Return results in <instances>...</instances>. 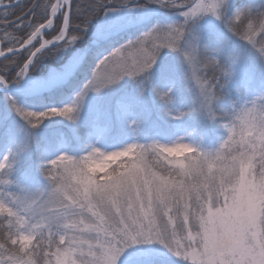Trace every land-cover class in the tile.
Instances as JSON below:
<instances>
[{"label":"clouds","instance_id":"1","mask_svg":"<svg viewBox=\"0 0 264 264\" xmlns=\"http://www.w3.org/2000/svg\"><path fill=\"white\" fill-rule=\"evenodd\" d=\"M23 3L0 0V17ZM153 3L170 13L166 21L100 57L135 45L145 33L157 34L159 43L149 48L143 69L89 91L127 78L141 96L151 89L173 121L192 117L198 123L169 139H141V121L130 119V142L109 148L96 140L79 153H49L39 159L38 178L21 173L29 143L7 147L0 153V264H124L130 250L152 245L182 264H264V76L239 77L248 53L264 68V0ZM37 5L47 19L21 21L29 30L24 35L18 34L20 25L0 19V57L21 40L55 33L40 43L34 64L74 45L80 29L109 11L108 5L136 7L134 0H32ZM202 21L223 29L216 46L202 43ZM166 53L174 54V66L158 71ZM178 83L187 107L178 99ZM83 99L77 93L63 105H76L71 119L41 116L61 107L23 108L33 112L28 118L16 112L36 130L56 117L75 122ZM209 136L214 146H206Z\"/></svg>","mask_w":264,"mask_h":264},{"label":"rangeland","instance_id":"2","mask_svg":"<svg viewBox=\"0 0 264 264\" xmlns=\"http://www.w3.org/2000/svg\"><path fill=\"white\" fill-rule=\"evenodd\" d=\"M134 3L136 7L129 6L127 9L110 5L109 11L104 12L97 24H90L89 29L81 30V38L74 45L56 51V54L52 56V62L58 64L62 60L60 54L70 55V50H72L69 59L63 65L48 68L42 76L34 77L29 74L27 82L26 77L19 84H10L8 87L0 86V93L4 94L0 99V153L11 145L23 148V144L18 143L20 141L28 142L29 149L22 152L21 173L38 178L40 158L61 150L79 153L90 141L99 140L103 146L109 148L128 143L133 139V132L126 123L130 119L141 121V139L153 137L169 139L177 131L198 123L192 117H186L181 122L173 121L165 115L164 106L151 89L141 96L134 82L127 78L120 84L106 88L99 93L87 92L81 103L79 118L75 122L56 117L46 120L39 129L29 130L15 111L13 101L18 106L33 110L62 107L70 103L91 77L96 60L126 40L135 39L153 24L166 21L170 16L167 10L160 9L153 3V0H134ZM200 27L203 32L202 43L216 46L219 42V33L223 29L215 23L204 21L201 22ZM44 37L46 40L52 39L47 35ZM88 38L90 39L87 44H80L81 40ZM40 43L39 40L35 45L39 47ZM94 43L96 44L92 45ZM237 45L232 41L233 47ZM91 52H93V63L81 84L68 95L59 97L57 93H60L75 76ZM247 56V62L239 69V77L247 79L253 76L259 79L264 76V68L256 62L254 56L250 53ZM173 58L174 54L166 53L165 60L158 66V71L167 72L165 65L174 66ZM9 87L19 90L14 93ZM178 89V99L183 101L184 106L187 107V93L179 86V83ZM45 97L49 100L43 99ZM214 144L215 137L209 136L206 146L211 147ZM153 263L182 264L178 258L171 256L157 245L135 248L130 250L124 258V264Z\"/></svg>","mask_w":264,"mask_h":264},{"label":"snow or ice","instance_id":"3","mask_svg":"<svg viewBox=\"0 0 264 264\" xmlns=\"http://www.w3.org/2000/svg\"><path fill=\"white\" fill-rule=\"evenodd\" d=\"M37 8L38 5L31 6L22 16H17L13 20H9L7 15L0 17V19H3L6 22L11 21L10 25H20L21 28L24 27V25L21 24V21H27L30 16L34 17V19H31L32 24L38 22L43 23V20L47 19V17L42 18L37 11ZM82 8L85 12L91 14V6L84 5ZM200 10L201 9L198 6L193 9L192 14L196 15ZM57 23H59V21H57ZM83 23H86V19L85 21H82V24ZM37 31H39V29H37ZM60 35L63 34L61 33ZM59 38L60 36H57V39ZM178 38L179 37H177V39ZM73 39H75V37H73ZM157 43H159L157 34L145 33L141 39L135 42V45L130 42L129 45H126L123 48H117L109 56H106L103 59L99 58V64L94 66L95 70L92 72L91 78L84 84L80 93H78L80 99H83L89 90H98V88H102L106 86V84L115 82V80L119 79L121 76L136 75V73L141 71L145 66L144 59L152 55L149 48L155 47ZM26 45H30V47H26ZM169 46L172 47L173 45L170 44ZM5 47H7V45H5ZM33 48L35 49L34 51ZM21 49H23V51H21ZM40 55L41 52L38 50V47L32 43L31 39H28L27 43L25 40H21L11 52H7L3 57H0V86L7 87L11 83L18 84L24 80L29 75L34 61L33 58L36 60ZM10 69H13L11 75H9ZM13 107L15 111L20 115L25 116V118L33 116V112H25L23 107L18 106L15 101H13ZM75 107L76 105L72 103L67 107L62 106L59 111L42 112L41 116L62 115L71 119Z\"/></svg>","mask_w":264,"mask_h":264},{"label":"trees","instance_id":"4","mask_svg":"<svg viewBox=\"0 0 264 264\" xmlns=\"http://www.w3.org/2000/svg\"><path fill=\"white\" fill-rule=\"evenodd\" d=\"M31 4H32V0H24V3L23 4H21V5L17 6V7L12 8L11 14L7 16L8 19L9 20H13L17 16H22L25 12H27L28 8L31 7ZM108 8H110V5H108ZM103 14H104V12L102 11L101 15H98L93 20L89 21L82 29H80V31L81 30H84V29H86V30L89 29L90 24H93V23L94 24H97L100 21L101 17H103ZM30 18L31 19H34V17H31V16H30ZM202 26H204V25H202ZM9 27H11V25ZM200 28H202V27H200ZM27 31H29L28 28L26 26H24L23 28H21V29L18 30V34L24 35V33L27 32ZM225 35H227V34H225ZM47 37H51L52 38L51 35H47ZM89 39L90 38H88L86 40H81V43L80 44L81 45L87 44L89 42ZM233 41L235 42L236 45L238 44L237 46H239V42L238 41H235V40H233ZM71 51L72 50H70V55H71ZM55 52L56 51H54L51 54L46 55V56L42 57L41 59H39L33 65L32 69L30 70V74L32 76H34V77L35 76H42V75H44L46 73V71L48 70V68L63 65L64 63H66V61L70 57L69 54H67V55L60 54V57H61L62 60H61L60 63L56 64L55 62H52V56H53V54H56ZM90 54L91 55H89L85 59L84 63L82 64V66L80 67V69L77 71V73L75 74V76L70 80V82L66 86L63 87V89H62V91L60 93H57V94H59L58 95L59 97L60 96L63 97V95H68L69 93H71V91L73 89H75L76 87H78L81 84L82 80L86 76V73H87L89 67L93 63V56H92L93 55V52H91ZM12 71H13V69H10L9 75H11V72ZM11 84L12 85H15L17 83H11ZM3 96H4V94L0 93V99ZM46 98L47 97H45L43 99H45L46 101H48L49 99H46ZM153 264H156V263H153Z\"/></svg>","mask_w":264,"mask_h":264},{"label":"water","instance_id":"5","mask_svg":"<svg viewBox=\"0 0 264 264\" xmlns=\"http://www.w3.org/2000/svg\"><path fill=\"white\" fill-rule=\"evenodd\" d=\"M14 7V6H13ZM45 32H49L50 31V29H45L44 30ZM45 35L43 34V32L40 34V35H37L34 39H33V41H32V43L35 45L39 40L41 41V43H43L44 41H46V39H45V37H44ZM96 43H94V44H92V45H95ZM26 47H30V45H26ZM21 51H23V49H21ZM34 60H35V58H33ZM32 67V66H31ZM29 74H30V72H29ZM29 76L30 75H28L27 76V78H26V82H27V80L29 79ZM8 87V86H7ZM10 88V90H11V92H18V90L19 89H15V88H11V87H9Z\"/></svg>","mask_w":264,"mask_h":264}]
</instances>
